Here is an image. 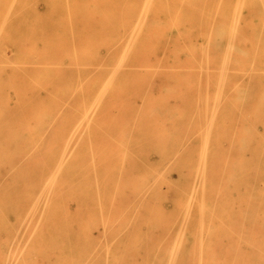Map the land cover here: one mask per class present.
Listing matches in <instances>:
<instances>
[{
  "label": "bare ground",
  "instance_id": "obj_1",
  "mask_svg": "<svg viewBox=\"0 0 264 264\" xmlns=\"http://www.w3.org/2000/svg\"><path fill=\"white\" fill-rule=\"evenodd\" d=\"M172 110L187 121L164 123ZM228 133L247 201L220 231L211 144ZM152 149L169 161L140 174ZM263 172L264 0H0V264H264Z\"/></svg>",
  "mask_w": 264,
  "mask_h": 264
},
{
  "label": "rangeland",
  "instance_id": "obj_2",
  "mask_svg": "<svg viewBox=\"0 0 264 264\" xmlns=\"http://www.w3.org/2000/svg\"><path fill=\"white\" fill-rule=\"evenodd\" d=\"M38 7H39V9H42V4L39 3ZM221 44L224 45L223 43H221ZM201 105L203 106L202 109H205V107L207 106V103L201 102ZM217 105H219V104H217ZM230 107L231 106L227 105L224 107L223 110H214L213 114L215 115L217 113L215 115V119L217 120V124L219 126V127L218 126L217 127L219 129L221 127L220 125H221L222 119L225 116V114L227 113V111H229ZM204 111L205 110H202V113H203L202 114V117H203L202 126L206 128L207 123H208V119L206 116L207 114H205ZM174 114H175V110H172V114H165L164 118H163V122L168 124V123H172L173 121L174 122H186L187 121V119H185V116H184L185 114L182 116L180 114L175 115V116H177V119L174 120V118H173ZM231 135L232 134L228 133L225 137H222V138L213 136V140H212L213 143L211 144V148H212L211 158L213 159V161H215L216 164H218L220 170H219V176L216 177V179L212 181V184L214 186L215 191H211V190L209 191L207 206L210 207V211L212 213L211 218H212L213 228L218 229L220 231H227L230 228V225L232 226V223H230L231 218H237L238 217L239 220H243L241 215L244 213V210L246 211V209H244V207H242V205H244V203L247 201V191H245L243 188L244 187L243 178L240 177L241 175L239 174L237 166H235V167L233 166V161H234V159L237 158L238 154H237V152H234V150L232 152V149H235V144L233 143V140H232L233 136H231ZM168 139H169V142L172 143L175 140V136L170 135L168 137ZM183 140L185 141V145H189V150L187 152L188 157L190 159H192L191 162H195V165H196L197 159H198L197 158V151L201 147L200 139L198 137H192L189 140H186L184 138H183ZM229 149L231 151V154H229L230 152L227 151ZM162 153L163 152L160 151L159 149H152L146 153H141V156H140L138 163H137V166H136L137 171L140 174H145V173H147V170L151 166H156V167L165 166L169 160L167 161L166 157ZM228 155L229 156L231 155L230 156L231 158L228 159V157H229ZM232 155L234 157H232ZM222 164H223V167H222ZM225 165L227 168L230 166L232 168V170L234 168V170H235L234 176H235V179L237 178V182L234 179H233V181H231L229 179H223L222 178L221 175L225 171ZM136 169H134V170L136 171ZM94 171H95V173L100 174L101 173L100 166H98L97 169H95ZM180 173L181 172L178 169L170 171L171 177L174 180H179L182 178ZM263 182H264V172L261 174L258 182H256L258 184L257 186L262 187L264 184ZM166 183L167 182H163L160 184V186H159L160 187V193L164 198H166L168 200L170 207H173V206H175L174 201H173L175 199L174 198L175 193H180V190H177L174 187H172L170 182L167 184ZM92 191L93 190H91V194H93ZM140 201L141 200H139V202ZM112 205H113L112 201H109L107 203V211H106L107 217L109 216L108 209ZM90 206H92V202H90ZM203 206H204V203H202L200 208L202 209ZM230 213H231V216H230ZM197 217H198V214H197ZM80 219H82V217ZM83 221L84 220H80V222H79L78 217L75 216V225L77 224V222L80 224H83ZM185 225L189 226L191 229H194L196 226V220L194 219V221L192 220L190 222V221H185L181 217L178 219V221L176 223V230L179 231V230L183 229V227ZM143 228L146 229V226L143 225ZM93 232L96 236V239L100 238V239L104 240L103 242H104L106 251H108L109 253H112L115 251H116V253H117V251L119 252V249L117 250L113 246L112 240H113V236L115 235V233L113 232L112 229L109 230V228H104V229L100 228L98 230L94 229ZM127 234H128V238H127L126 244L133 245L136 242L135 239L137 238V235L139 233H137L136 230H131ZM76 236H77V233H76V229H75L74 233H73L74 241H76ZM208 238L209 237L206 236V239H208ZM151 249L153 250L155 248L151 247ZM74 250H75L76 254H86V252H87V251L84 252V248L79 249V247H77L76 243L74 245ZM81 252H84V253H81ZM225 256H226V253H224V252L217 253V259H223ZM135 258L137 259L138 263H142L146 258L145 252H140V253L136 254ZM107 263L108 262H106V264Z\"/></svg>",
  "mask_w": 264,
  "mask_h": 264
}]
</instances>
